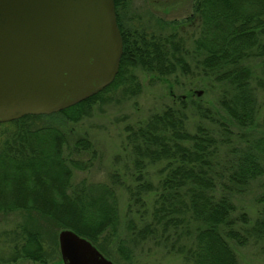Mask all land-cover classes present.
I'll use <instances>...</instances> for the list:
<instances>
[{
  "label": "trees",
  "instance_id": "16d2710c",
  "mask_svg": "<svg viewBox=\"0 0 264 264\" xmlns=\"http://www.w3.org/2000/svg\"><path fill=\"white\" fill-rule=\"evenodd\" d=\"M113 1L122 39L113 83L59 113L0 124V214L35 215L59 230L74 232L104 254L103 241L115 237L120 224L115 188L83 180L73 183V170L83 172L91 166L90 160L80 157L93 154V148L85 137L70 142L65 124L80 122L93 105L107 101L102 96L111 90L122 88L127 97L138 95L136 70L166 78L187 69V57H197L203 75L222 85L219 106L231 125L248 133L257 131L259 141L231 148L228 168L220 174L217 137L202 125L190 133L184 105L167 107L128 127L126 145L139 173L135 190L126 189L128 211L142 214V228L133 237L161 245L172 236L169 250L190 264H241L231 243L241 247L254 241L264 252V197L258 200L261 208L252 223L245 213L233 216V197L264 171V108L257 95V90H264V80L252 65L264 58V0H194L185 20L164 23L174 29L168 34L124 29L119 11L127 0ZM185 25L196 31L193 52L180 38ZM216 123L228 132L224 121ZM159 163L162 176L153 186L141 173L146 165ZM112 184L122 185L116 175ZM142 193L154 195L150 217L144 216ZM128 224L131 229L134 222L130 219ZM23 233V243L13 251L16 257L46 264L41 225L24 226ZM186 236L193 238L189 248L182 243ZM122 244L117 251L127 257L129 250Z\"/></svg>",
  "mask_w": 264,
  "mask_h": 264
},
{
  "label": "rangeland",
  "instance_id": "374dc122",
  "mask_svg": "<svg viewBox=\"0 0 264 264\" xmlns=\"http://www.w3.org/2000/svg\"><path fill=\"white\" fill-rule=\"evenodd\" d=\"M193 3L194 0H127L126 7L119 11L121 24L126 30L168 34L174 31L168 23L173 20H185L192 14ZM181 30L180 38L184 41L185 49L193 52L196 31L187 25ZM198 61L197 57H187V69L177 70L175 74L166 78L153 77L136 70L141 86L138 95L127 97L122 93V88L111 90L102 96L107 101L93 105L92 110L80 122L65 124L64 129L69 135L70 142L77 137H85L93 148V154L89 152L80 157L84 162L90 160L91 166L83 172L73 170V183L83 180L88 184L101 183L115 188L120 218L118 233L115 237L103 241L106 250L104 254L98 250L113 264H190L183 260V255L169 250L173 241L172 236L168 242H163L161 245H156L154 239L141 240L133 237V234L135 233L136 236L137 231L142 228L140 217L142 214L136 211L139 207L134 210L136 214L128 211L130 198L126 189L127 186H131L134 191L139 176L132 162L134 157L131 148L126 145L128 127L147 121L151 115L160 113L167 107L178 108L184 105L187 117L186 128L190 133H194L197 126L202 125L213 131L217 137L219 147L216 162L219 163L220 174L224 168H228L231 148L240 149L259 141L257 131L248 133L231 125L219 106L222 85L204 76ZM252 65L256 76L264 80V58L254 61ZM263 91L257 90L261 110L264 108ZM198 92H201L200 96H197ZM217 121H224L223 127L228 129V132L224 133L217 125ZM162 164L146 165L142 170L143 178L152 182L153 186H157L162 176L159 173ZM113 175L118 177L122 185L112 184ZM142 196L144 201L142 208L147 210L144 216L150 217L154 195L142 193ZM263 197L264 171L241 194L233 197L236 208L233 216L237 217L245 213L252 223L261 208L258 200ZM130 219L134 222L131 229L128 224ZM39 225L43 231L46 264H63L58 244V235L63 230L44 222L40 217L22 212L0 214V264H31L26 258L16 257L13 251L15 246L19 248L23 243L24 226L39 229ZM172 233L173 231L170 230L169 235ZM121 241L124 243H120ZM183 242L189 248L193 245V238L186 236L182 238ZM119 244L129 250V256L122 257L119 254L117 251ZM231 246L241 264H264V252L260 244L249 241L245 246L240 247L233 243Z\"/></svg>",
  "mask_w": 264,
  "mask_h": 264
},
{
  "label": "water",
  "instance_id": "95a60500",
  "mask_svg": "<svg viewBox=\"0 0 264 264\" xmlns=\"http://www.w3.org/2000/svg\"><path fill=\"white\" fill-rule=\"evenodd\" d=\"M121 56L113 0H0V124L56 114L100 93ZM58 244L63 264H113L70 230Z\"/></svg>",
  "mask_w": 264,
  "mask_h": 264
}]
</instances>
